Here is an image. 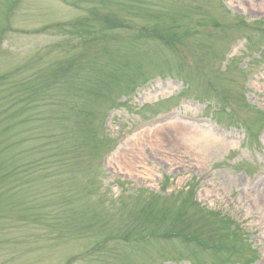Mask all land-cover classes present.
<instances>
[{
    "label": "rangeland",
    "instance_id": "rangeland-1",
    "mask_svg": "<svg viewBox=\"0 0 264 264\" xmlns=\"http://www.w3.org/2000/svg\"><path fill=\"white\" fill-rule=\"evenodd\" d=\"M264 0H0V264H264Z\"/></svg>",
    "mask_w": 264,
    "mask_h": 264
}]
</instances>
